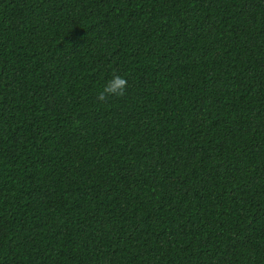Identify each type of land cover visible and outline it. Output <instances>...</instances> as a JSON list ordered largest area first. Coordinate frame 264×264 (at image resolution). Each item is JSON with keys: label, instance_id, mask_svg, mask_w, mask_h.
<instances>
[{"label": "trees", "instance_id": "obj_1", "mask_svg": "<svg viewBox=\"0 0 264 264\" xmlns=\"http://www.w3.org/2000/svg\"><path fill=\"white\" fill-rule=\"evenodd\" d=\"M0 264H264V0H0Z\"/></svg>", "mask_w": 264, "mask_h": 264}, {"label": "clouds", "instance_id": "obj_2", "mask_svg": "<svg viewBox=\"0 0 264 264\" xmlns=\"http://www.w3.org/2000/svg\"><path fill=\"white\" fill-rule=\"evenodd\" d=\"M128 87V81L121 75L113 74L112 78L106 82L101 92L98 93L96 99L100 102L105 101L110 96L125 95Z\"/></svg>", "mask_w": 264, "mask_h": 264}]
</instances>
